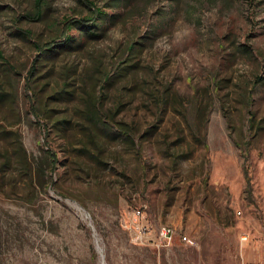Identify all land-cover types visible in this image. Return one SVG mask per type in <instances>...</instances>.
Segmentation results:
<instances>
[{"label":"rangeland","instance_id":"rangeland-1","mask_svg":"<svg viewBox=\"0 0 264 264\" xmlns=\"http://www.w3.org/2000/svg\"><path fill=\"white\" fill-rule=\"evenodd\" d=\"M94 1L108 12L102 36L75 24L31 76L46 135L25 100L34 42L92 10L46 0L42 19L18 20L35 0H0L14 67L0 56V91L19 85L23 111L17 122L0 100V160L13 157L0 174V264H264V0Z\"/></svg>","mask_w":264,"mask_h":264},{"label":"trees","instance_id":"trees-1","mask_svg":"<svg viewBox=\"0 0 264 264\" xmlns=\"http://www.w3.org/2000/svg\"><path fill=\"white\" fill-rule=\"evenodd\" d=\"M84 3L91 8L92 13L90 15L84 17H74V16H66L64 20V26L62 29V35L59 38H51L44 42L35 41L34 44L37 49V54L33 60V64L28 69V75L25 80L24 88H25V100L28 103V111L33 115L35 121L38 125L42 126L45 134H48L47 120L46 115L43 116L39 111L38 105V96L37 92L34 89V86L31 83V76L37 68L38 59L44 58L48 55L53 54L57 51L58 45H70L72 37L70 35V30L74 27V25H79L86 33L89 34L92 38H99L102 36L105 27L101 25L100 18L108 17V12L103 10L101 6H98L94 0H83ZM45 3L46 0H35V9L33 11L24 12L18 15V20L21 18H26L28 20H40L43 18L45 13ZM108 6L114 7L113 4H109ZM24 35L29 36L31 31L29 29L19 28ZM0 56L5 60L8 68L10 70H14V67L9 63L7 59L4 58L2 52L0 51ZM19 89V85H13V88L9 90L0 91V100L3 102H12V108L14 109L15 117L17 122H21L23 119V111L19 106V100L17 99V91ZM46 109V108H45ZM100 109L98 106H90L89 112L93 116V119L97 125L102 128L111 129L113 124L100 114ZM49 112H47V115ZM1 126V125H0ZM5 129V128H4ZM113 129V128H112ZM115 133L121 132L122 134L128 135V131L123 127H117L113 130ZM4 130L0 128V138H4L5 134H3ZM17 155L19 158L28 159L27 149L24 146L21 136H17ZM47 156L49 157L52 168L56 167V163L59 159L57 152L50 146H48L45 150ZM12 154L8 153V151L3 155V158L0 160V174L4 170V167L12 161Z\"/></svg>","mask_w":264,"mask_h":264},{"label":"built area","instance_id":"built-area-1","mask_svg":"<svg viewBox=\"0 0 264 264\" xmlns=\"http://www.w3.org/2000/svg\"><path fill=\"white\" fill-rule=\"evenodd\" d=\"M137 213L140 214V210H138ZM173 232H174V229L171 226L164 225V226L161 227V230H160L161 238H164V239H167L168 238V239H170L171 238V235L173 234ZM242 238L243 239H246L247 238V235L246 234H243L242 235Z\"/></svg>","mask_w":264,"mask_h":264},{"label":"bare ground","instance_id":"bare-ground-1","mask_svg":"<svg viewBox=\"0 0 264 264\" xmlns=\"http://www.w3.org/2000/svg\"><path fill=\"white\" fill-rule=\"evenodd\" d=\"M168 226V225H167Z\"/></svg>","mask_w":264,"mask_h":264}]
</instances>
